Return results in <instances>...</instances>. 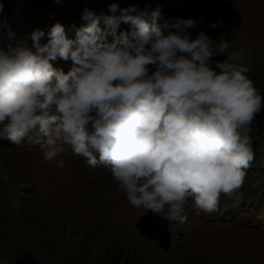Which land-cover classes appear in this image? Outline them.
Instances as JSON below:
<instances>
[{
  "label": "clouds",
  "instance_id": "1",
  "mask_svg": "<svg viewBox=\"0 0 264 264\" xmlns=\"http://www.w3.org/2000/svg\"><path fill=\"white\" fill-rule=\"evenodd\" d=\"M109 10L102 27L86 7L74 39L57 22L41 44L37 29L32 47L0 23V139L39 145L46 161L70 152L104 165L132 207L169 221L186 222L190 199L197 215L217 211L222 193L239 199L245 169H255L250 133L264 108L243 53H228L223 37L214 43L203 30L192 39L193 18L161 25L160 5ZM122 23L130 34L118 31ZM57 58L72 62L67 74L53 67Z\"/></svg>",
  "mask_w": 264,
  "mask_h": 264
},
{
  "label": "rangeland",
  "instance_id": "2",
  "mask_svg": "<svg viewBox=\"0 0 264 264\" xmlns=\"http://www.w3.org/2000/svg\"><path fill=\"white\" fill-rule=\"evenodd\" d=\"M15 2L22 39L33 28V18L44 24L51 17L42 10L29 12L34 7L26 0H4L2 6ZM113 3L141 9L160 5L161 25L173 17L195 19L197 25L188 29L192 39L201 30L214 43L223 37L229 43L228 53H243L248 78L264 81V0H94L87 8L101 18L103 27V17L112 14L109 6ZM82 7L72 5L64 17L84 23L81 15L86 7ZM216 21L220 23L211 27ZM131 30L122 23L118 31L130 34ZM211 59L215 68V62L226 60L227 53ZM148 67L150 72L155 70ZM250 136L264 141V127L257 132L253 128ZM258 155L264 160V150ZM61 159L64 166L57 167ZM117 188L108 167L88 168L82 156L62 155L46 161L42 148L0 143V264L27 263L26 254L39 264H96L117 251L131 264H264V226L250 225L247 217L252 214L223 224L209 214L197 215L189 203L184 205L187 220L183 224L155 214L169 222L172 247L164 252L136 229L139 218L150 211L132 207ZM249 201L264 215V171L256 179Z\"/></svg>",
  "mask_w": 264,
  "mask_h": 264
},
{
  "label": "trees",
  "instance_id": "3",
  "mask_svg": "<svg viewBox=\"0 0 264 264\" xmlns=\"http://www.w3.org/2000/svg\"><path fill=\"white\" fill-rule=\"evenodd\" d=\"M33 5L34 9L42 10L45 13L53 14L56 17H59L64 9V4L58 0H26ZM3 5V3H2ZM0 6V23L7 21L11 28L18 35V23L19 21L15 18L16 16V6L14 3H6L4 6ZM264 81L256 82L253 81L254 87L259 91V93L264 96ZM252 127L255 129V132L261 130V127H264V108H262L260 114L255 117ZM122 253L120 251L115 252L114 254H106V256L101 259L96 264H121V261H124L125 264H131L130 260L126 258L122 259Z\"/></svg>",
  "mask_w": 264,
  "mask_h": 264
},
{
  "label": "water",
  "instance_id": "4",
  "mask_svg": "<svg viewBox=\"0 0 264 264\" xmlns=\"http://www.w3.org/2000/svg\"><path fill=\"white\" fill-rule=\"evenodd\" d=\"M137 230L143 237L155 241L159 249L169 252L172 247V237L169 222L161 217H156L152 212L139 218L136 225ZM28 264H39L34 256L26 254Z\"/></svg>",
  "mask_w": 264,
  "mask_h": 264
},
{
  "label": "bare ground",
  "instance_id": "5",
  "mask_svg": "<svg viewBox=\"0 0 264 264\" xmlns=\"http://www.w3.org/2000/svg\"><path fill=\"white\" fill-rule=\"evenodd\" d=\"M221 214H224V212H220Z\"/></svg>",
  "mask_w": 264,
  "mask_h": 264
}]
</instances>
